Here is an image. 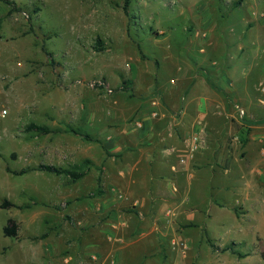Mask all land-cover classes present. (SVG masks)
<instances>
[{"label": "rangeland", "instance_id": "rangeland-1", "mask_svg": "<svg viewBox=\"0 0 264 264\" xmlns=\"http://www.w3.org/2000/svg\"><path fill=\"white\" fill-rule=\"evenodd\" d=\"M235 1L133 0L126 12L124 0H0V264H112L109 252L122 248L121 264H138L155 244L161 254L146 264L169 255L186 264H264L259 199L240 221L241 206L217 200L197 216L211 234L201 227L194 241L173 228V211L158 222L166 226L160 241L130 235L144 212L114 173L121 155L109 144L139 105L159 99L158 78L173 58L201 57L196 45L188 49V28L203 41L202 21L219 29L247 14ZM30 124L53 132H28ZM43 166L85 176L72 182ZM5 201L15 207L2 208ZM10 219L19 226L14 238L3 233Z\"/></svg>", "mask_w": 264, "mask_h": 264}, {"label": "crops", "instance_id": "crops-1", "mask_svg": "<svg viewBox=\"0 0 264 264\" xmlns=\"http://www.w3.org/2000/svg\"><path fill=\"white\" fill-rule=\"evenodd\" d=\"M262 3L244 0L237 9L247 14L229 18L219 29L202 21L203 41L197 28H188V49L196 45L201 57L195 60L189 53L187 58H173L169 75L158 78L159 99L139 105L122 133L110 137L113 152L121 155L114 173L124 176L123 189L144 212L130 235L138 231L160 241L166 226L158 222L165 224L168 211H173V228L180 235L195 238L201 227L210 235L197 216L213 205L219 207L217 200L223 209L241 206L245 214L235 215L238 221L249 217L256 200L264 204ZM155 110L157 118L151 116ZM137 121L143 123L141 129L135 127ZM196 134L199 148L191 152L190 139ZM150 247L138 264L161 254L159 245ZM116 251L127 253L126 248L108 254L118 260L112 264H121ZM161 258L163 262L155 264H186L173 255Z\"/></svg>", "mask_w": 264, "mask_h": 264}, {"label": "trees", "instance_id": "trees-1", "mask_svg": "<svg viewBox=\"0 0 264 264\" xmlns=\"http://www.w3.org/2000/svg\"><path fill=\"white\" fill-rule=\"evenodd\" d=\"M133 0H124V4H123V9L124 11L127 12L131 2ZM244 0H237L234 2V7L237 8L238 6H240L242 3H243ZM96 48L99 49V48H102V44H101V41L98 40L97 41V44H96ZM99 50H102V49H99ZM37 131L39 134H49V133H52L53 131H51L48 127H45V126H39V125H36V124H30L28 127H27V131ZM71 132H73L74 134L78 135V136H81L83 138H86L88 140H92L91 137L89 135H86L84 133H82L81 130H71ZM43 171L45 172H48V173H51V174H55V175H58V176H62V175H65V176H68L71 178L72 182H75V181H78L80 179H82L84 176H85V172L84 171H81V172H77V171H71V170H68V169H62V168H57V167H53V166H43L41 168ZM24 172H22L21 174H23ZM2 208H6L7 206H13L15 207V205H11L9 204L8 202H4L2 205ZM18 231H19V226L18 224L10 219L8 221V226H6L3 230V233H4V236L6 237H16L18 235ZM224 251L226 250H229V248H225L223 249Z\"/></svg>", "mask_w": 264, "mask_h": 264}, {"label": "built area", "instance_id": "built-area-1", "mask_svg": "<svg viewBox=\"0 0 264 264\" xmlns=\"http://www.w3.org/2000/svg\"><path fill=\"white\" fill-rule=\"evenodd\" d=\"M109 93H111V91H109ZM153 105L154 106H157V101L154 100L153 101ZM238 110H239V113H240L241 116H244L245 115V112H244L243 109L238 108ZM6 115H7V111L6 110H4L3 112H1V117L2 118L5 117ZM151 116L153 118L159 117V111L158 110L153 111L151 113ZM134 125H135V127L137 129H141L143 127V123L141 121L135 122ZM199 142H200V139H199V136L197 134L194 135L193 137H191V139H190V143H191L190 144V151L191 152H194V151L198 150V148H199Z\"/></svg>", "mask_w": 264, "mask_h": 264}]
</instances>
